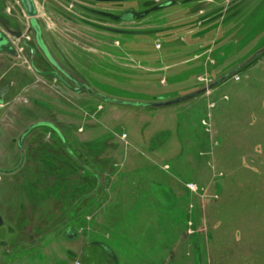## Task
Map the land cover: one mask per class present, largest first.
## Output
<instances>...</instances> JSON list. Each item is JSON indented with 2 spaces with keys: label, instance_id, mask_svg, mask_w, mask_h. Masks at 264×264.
<instances>
[{
  "label": "rangeland",
  "instance_id": "obj_1",
  "mask_svg": "<svg viewBox=\"0 0 264 264\" xmlns=\"http://www.w3.org/2000/svg\"><path fill=\"white\" fill-rule=\"evenodd\" d=\"M36 2L40 9L38 18L45 40L50 49L59 55L62 63L94 88L125 99H149L148 96L152 93L187 92L185 90L190 86H202L206 81L199 80V75L193 79L191 66H204L211 60L221 63L220 58L228 47L231 50L240 49V58L245 59L253 47L258 46L257 42L264 41V4L254 6L258 11L245 16L246 21L238 27V31L243 29L237 35L238 45L233 43V37L227 35L229 30H225L213 33L192 46L179 44L178 48L167 50L168 44L165 45L163 40L160 42L150 36L130 37L101 31L82 22L68 20L61 14L64 11L74 17L88 19L89 16L79 9L80 5L115 14L122 11L120 7L97 4L91 0ZM144 2L145 0L128 1L126 4H134L140 10ZM247 3L246 7H249V11L252 10L251 3ZM9 5L14 14L19 13L22 23H27L26 18L20 16L22 6H17L19 3ZM180 5L167 11L154 12L141 22L101 24L119 29L162 28L186 18L188 6L184 3ZM224 35H227L226 40L231 45H227L222 52L216 44L212 49L215 50L213 57L209 56L211 52L186 57L214 41L218 42ZM160 43L163 45L161 48ZM197 57L202 60L192 64ZM234 63L231 61L208 69L209 80L222 74ZM36 65L39 66L40 61ZM23 69L28 71V77L34 78H31L32 81L22 92L8 97L0 111V165L12 168L21 163L16 143L21 133L36 121L51 119L65 133L72 135L71 144L75 141L80 144L90 141L86 144L85 151L88 156L93 158V162H106L100 163L104 166L103 175L107 173L103 176V185L110 188L118 179L119 187L116 190L120 189V192L117 196L111 195L108 204L105 202L106 206L100 207V210L97 206L98 211L90 222L92 234L83 233L76 239H69V227L89 223L83 216L89 209L87 206L82 207L77 215L76 212L86 202H93L91 196L86 197L85 183L95 175L82 172L76 177L71 175L70 179H56L52 185L42 181L36 187L25 177L17 188L7 187L11 178L4 176L3 181H0V212L5 215V223L0 227V264H76L78 261L80 264H114L109 251L97 243L112 249L118 257V264H226L224 261L229 254L226 250L220 257L216 254L210 259L207 257V249L209 251L213 241L208 236L210 232L215 234L220 228H223L222 231H233L228 224L218 226L217 221L223 219H220L223 193L218 200L208 199L198 203V222L205 244L200 234H187L188 220H196L197 210L193 215L188 211L189 204L195 201V197L186 189L185 183L195 179L205 185L215 183V186L220 187L222 180L214 179L212 183V172L205 168L201 158H196L191 137L194 134L202 136L201 119L207 117L209 104L233 107L235 104H242L235 101L237 97L246 98L243 102H247L250 107L262 103L258 97V101H251V88L252 85H261L257 78L264 83V55L210 93L171 108L168 112L158 111L156 117L151 116L152 113L146 109L107 104L86 93L66 91L51 80L30 74L27 66H23ZM21 70L12 69L6 75L7 79L14 76L22 78L25 74H21ZM181 74L183 76L180 77ZM223 97H229V100L222 101ZM259 119L260 117L254 116V123L257 124ZM224 125L220 121L216 125L214 123L212 135L221 137L222 140L223 150H219L216 163L227 173L225 182L229 184L226 186L225 197L229 193L233 196L234 191L231 189L238 187L237 184L232 185L236 177L239 181L247 179L258 182L257 174L260 173L264 187V143L258 150V155L254 149V153L251 149L245 152L242 141L238 140L237 144L244 156L233 159L228 151L236 145L238 136H233L224 146L226 143L223 141L227 139L224 135L227 127ZM237 129V126L232 128ZM124 131L128 135L126 141L122 137ZM30 138L31 136L26 141L28 146ZM32 147L35 148V142ZM31 155L33 157L25 162V167L29 166L30 170L42 161L35 153ZM125 158L128 162L122 176L119 172L121 165L117 168L119 170L114 167L115 163ZM165 164H169V170L164 169ZM60 167H64L63 164ZM118 175L121 176L118 178ZM0 177L3 176L0 174ZM15 181L13 178V182ZM74 190L76 191L73 192ZM73 193L76 199L72 201ZM101 193L99 199L104 201V193ZM263 194L264 191L261 197ZM72 202L77 204L75 210ZM79 214L82 217L79 218ZM245 215V218H240V224H246V235L253 239V236L262 231H258L255 223L253 229L249 230L247 222L250 216ZM243 260L238 258L236 264L247 262Z\"/></svg>",
  "mask_w": 264,
  "mask_h": 264
},
{
  "label": "water",
  "instance_id": "obj_2",
  "mask_svg": "<svg viewBox=\"0 0 264 264\" xmlns=\"http://www.w3.org/2000/svg\"><path fill=\"white\" fill-rule=\"evenodd\" d=\"M18 1H20L19 6H22V9H20V16H22L23 19L26 18L27 23H22L23 21L19 18V13L18 14L13 13L12 10L13 8L9 4L11 3L13 5L14 4L17 5L14 0H0V56H2L3 54L9 55L15 61L17 60L20 63H22L23 66H27L29 72L33 73L34 71L38 76H42V77L57 76L60 79V81L63 83V85H65L68 89H70L76 94L86 93L107 104L132 107L141 110L146 109L147 111L152 113L151 116H155L157 114L156 112L158 111L161 110L168 111L171 108H177L178 106H181L185 103L195 100L204 94L210 93L215 88L219 87L226 81L235 77L239 72L248 68L250 65H252L255 61H257L260 57L264 55L263 40H260L259 42L256 43V45L258 46H254L253 50L249 53L248 57L245 59L240 58V55L242 53L240 49L231 50L229 47L227 49L225 48L227 45L229 46L231 45L226 40L227 35H229L230 38L233 37L234 38L233 43H235V45H238L237 35L243 30L242 29L238 31V27H241V23L246 21L245 16L248 17L250 15L255 14L258 11V9H255L254 6L256 5L260 6L264 4L262 3L264 0H145V2L142 4L143 8L140 10H138V8L134 4L132 5H129L128 3L126 4V2L128 1L137 2L139 0H91L97 4L102 3L112 7H118V8L120 7L122 11L115 14V13L105 12L80 5L79 9L89 16L88 19L74 17L64 11H62V13L60 12L68 20L71 21L76 20L101 31L111 32L119 35H128L130 37L140 36L141 38H146L150 36L153 37V39H157L160 42L161 40H163L165 41L164 43L165 45L168 44L166 45L167 50L178 48L179 44L192 46L194 44L204 41L208 36H210L213 33L218 34L221 31L229 30L227 35L223 36L224 37L223 39H220L218 42L214 41L212 44H209L206 47H202L201 49L195 51L194 53H190L186 56L190 58L193 55H197L202 52L203 54L204 53L206 54V52H211L209 56L213 57L215 54V50L213 51L212 49L216 44L217 46H220V51L225 48L224 49L225 54L220 58L222 59L221 63L220 62L216 63V61L211 60V61H207L204 66H199V67L191 66L192 70L190 71L192 73L191 75L193 79L196 77V75H199L198 77L199 80L202 79L204 82L206 81L205 84H203L202 86L200 85L190 86L185 90L187 92L152 93L148 96L149 99L131 100V99L120 98L115 95L105 93L102 89L94 88L86 80L82 79L81 77H78L74 72L69 70L62 63V60L60 59L59 55L56 54L52 49H50L48 43L45 40L44 30L40 22V19L38 18L40 11L36 0H18ZM247 1L251 3L250 5H252L253 8L250 11H249V7H246V4H248ZM119 2L121 5H118ZM181 3L187 4L186 6H188V9L185 13L186 18L182 22H179L174 25H170L162 28H153V29H119L101 24L103 22H111L118 24L125 21L141 22L148 16L152 15V13L154 12L158 13L162 11H167L169 9H173L175 7L181 6L180 5ZM33 38L36 42L38 49L44 54L45 59L50 63V65L56 72L43 71L36 66L35 59L37 57V49H36L37 47H35L32 44ZM230 43L232 42L230 41ZM160 44L159 47L161 48L163 45L162 43ZM29 53L31 54L30 59H29ZM200 60L202 59L200 57H197V59L192 61V64ZM231 61L235 63L231 65L229 68L225 69V71L219 76L209 80L208 72H207L208 69H213L219 66V64L220 65L221 64L223 65L224 63L229 64V62ZM179 76L181 77L183 75L181 74ZM169 80L171 81V79ZM11 93L12 90L10 85L7 84L6 86L1 88L0 111L2 110L3 106L5 105ZM223 99L228 101L229 97H223L222 101H224ZM260 100L262 101L261 104L264 105V98ZM217 104L218 103L209 104L207 117L201 119V127L203 129V132H202V136L200 135L195 136L197 137L199 142H197L198 144L196 143V147H195L196 149L194 151L196 152V158L197 159L201 158L200 160L204 162L205 168H207L210 172H212V177H211L212 183L214 182V179H219V180L222 179L220 183L221 185L220 187L215 186V183H213V185L210 184L205 185L198 182L195 179L191 181H187L185 183L186 189L195 197V201L193 200L190 202L188 211L191 215H193L197 210L196 220L195 221L191 219L188 220L187 234L188 235L193 234L192 233L193 231L191 229L192 224H190V221H194L195 224L197 223L196 235L200 234L201 236H203L202 234L203 232L200 231V227H199L200 223L198 222L200 219L199 210L197 207L198 203H200V201L202 202L208 201V199L218 200L220 199L223 193L224 197H222L220 201L221 204L220 208L222 209V212L220 213L221 216L220 219L222 217L223 219L221 220L219 219L220 221H217L219 223L218 226L221 227L223 225L224 227L225 224H228L230 225V229L233 228V232H236L237 238H236V242L234 243L232 240L233 243L231 242L230 245L233 246L234 244L235 247L237 248V251L238 252L240 251V254L235 253L228 256L231 259V261H229V264H232L233 261L237 262L238 258H243L244 259L243 261L248 262V263L246 262L245 264H264V232H263L264 194L261 197L262 191H264V187H263V181L261 180L262 175L260 173L257 174L258 182L247 179L239 181V178L236 177L235 178L236 181L233 182L232 185L237 184L238 187L236 189L234 188L231 189V191H234L233 196L230 195L229 193V195L225 197V193L227 191L226 186H228L229 184L225 182L227 181L228 178L227 173L225 169L218 167L216 163L217 159L219 158V150L222 149L221 147L222 140L221 137L218 136L214 137L212 135V132L214 131V122H213V114L211 111L219 106V105L217 106ZM164 116H168V115L165 114ZM40 126L52 127L58 133L61 134V132L57 129L55 125L46 121H39L37 123L30 125L22 133V135L18 140V146L22 151V162L18 165L16 169H14V171L19 169L24 162L23 152H24V140L26 136L33 129L38 128ZM238 128L239 129H237L235 133H240V130L243 129V127H241V129L240 127ZM227 129L224 133V135L227 136V139H225L226 141L225 140L223 141L224 144L226 143L224 146H226L229 143L228 138L233 133V131H227ZM123 133H122L123 134L122 137L124 138V141H126L125 138H128V135L125 131ZM262 136L264 137V129ZM62 138L67 146L66 139L64 137ZM242 143H243L242 149L244 150V142ZM262 143H264V138L263 140H257V141L254 140L252 142L251 150L253 151L254 149L259 155L258 150L262 147ZM198 145L200 146L198 147ZM234 149L235 150L229 148L228 151V154L232 156L233 159L234 157H238L239 159V157L244 156L242 155L241 147L239 145L236 144L234 146ZM99 162L106 163L101 161ZM127 162L128 161L125 158L123 160H120V162L115 163V165H126ZM164 169L169 170L170 169L169 164H165ZM197 178L199 179V177ZM192 185L195 187L191 188ZM235 196L238 197L235 198ZM245 214H248L250 216V220L247 222L249 226V230L250 228L253 229L255 223L256 226H258V231L259 230L262 231L261 233L253 236L254 240L250 236L247 237L245 232V230L247 229L246 224H240L242 219L245 218L246 216ZM237 222H239L241 226H239ZM231 225L233 227H231ZM242 225H245V227L243 228ZM222 229L223 228H220L219 231H221ZM249 230L248 233L252 234ZM67 232L70 236L69 239L78 238V232L74 230V228L69 227L67 229ZM217 233L214 234V232L211 231L210 235H208L210 236L211 240H213L209 246L211 247L209 251L207 249L208 252L207 257L209 259L213 254L219 255L220 257V254L217 251V246L219 244L218 243L219 239L221 241L223 239L218 238ZM202 238H203L202 242L204 243L205 242L204 236ZM245 244L251 246L250 253L249 254L247 253L246 255L241 254V251L244 249V248L241 249V247ZM97 245L103 247L105 250H108L109 256L113 260V263L118 264V257L116 253L112 251V249H109L106 245L101 243H97ZM205 248L207 247L205 246ZM246 257L248 258V260H246Z\"/></svg>",
  "mask_w": 264,
  "mask_h": 264
},
{
  "label": "flooded vegetation",
  "instance_id": "obj_3",
  "mask_svg": "<svg viewBox=\"0 0 264 264\" xmlns=\"http://www.w3.org/2000/svg\"><path fill=\"white\" fill-rule=\"evenodd\" d=\"M32 44L35 47H37L34 38L32 39ZM36 49H37V57L35 59V64H36V62L40 61V65L39 66L36 65V66L39 67L43 71L56 72L52 68L50 63L45 59L44 54L38 49V47ZM30 57H31V54L29 53V59H30ZM41 65H42V67H41ZM12 69H22L21 74H25V76H23L22 78H20L19 76H14V77L7 79L6 75ZM23 70H24L23 65L19 61H17V60L15 61L12 57H10L9 55H6V54H3L2 56H0V90L2 87L6 86L8 84L11 86V90H12L11 95L16 93V92H22L23 89L25 87H27L29 85V83L32 81V79L34 78L32 76L28 77V71H23ZM2 72H3V74H2ZM33 73H35V72L33 71ZM35 75H37V74L35 73ZM40 77H42V76H40ZM43 78H45L47 80H51V81L55 82V84H58V86L63 87L66 91L74 93L73 91L68 89L65 85H63V83L60 81V79L57 76H45ZM6 103H7V101H6ZM39 121H46V122H49V123L55 125L57 127V129L61 132V134L49 126H40L38 128L33 129L26 136V138L24 140V152H23L24 153V162H23L22 166L19 169H17L16 171H14V169H16L20 163L17 166L12 167V168L11 167L8 168V167H4V166L0 165V174H1V176H3V177H0V181H3L4 176H9L11 178V181L9 184H7L8 185L7 187L13 188L16 186L15 188H17L19 185H21L23 178L26 177L36 187V186H40L42 181H46V182H48V184L52 185L56 179L57 180H59V179L60 180L61 179L62 180L70 179L71 175H72V177L73 176L76 177V176L81 175L82 172H85V173L89 172L90 174L95 175V177L93 179H90V178L88 180L86 179L87 182L85 183L86 184V187H85L86 197L91 196V199L93 200V202H91V201L86 202L76 212V215H77L82 210V207L84 208L87 206V209L89 208L90 210L88 209V211L86 213H84L85 215L83 214V216L85 217V220L89 223L86 225L79 226V227H76V225H74V227L72 226V228H74V230H76L78 232V237L80 234H83V233H85L86 235L92 234V227L90 226V222L92 220H94L93 215L95 213H97V211L100 207L103 208L104 206H106L108 204V201H110V198L113 195L117 196L118 192H120V189H119V191L116 190L117 187H119L117 185L118 179L116 180V182H114V184L111 185L110 188H107L105 185H103V176H106V174H107V173H105V175H103L102 171L104 169V166L100 165V162H98V160H94V162H93V158L91 156H88V154L85 152L86 146H87L86 144L89 143L90 141L87 143H84V144H80L78 141H75L74 144H71L70 138H72V135L65 133L64 130H62L58 126V123H56L55 120L49 119V120H39ZM39 121H36L35 123H37ZM22 133H21V135H22ZM20 136H19V138H20ZM29 136H31V138L29 139L30 144L28 146V143H26V141L28 140ZM62 137H64L66 139L67 146L64 143V140ZM19 138H18V140H19ZM18 140L16 143H17V147H18L19 152H20V157L22 159V151L20 150V147L18 146ZM34 142H35V148L32 147L34 145ZM76 145H77V147H76ZM31 153H35L37 155V158L39 160L41 159L42 161L40 160L41 163L34 166L30 170L29 166L25 167V162L28 158L30 159L33 157L31 155ZM39 157H41V158H39ZM72 161H75L76 163H74ZM61 164H63L64 167H60ZM121 166H120L119 172L123 176V172L126 169V165H121ZM114 168H116V169L119 168V165H115ZM117 170H119V169H117ZM12 171H14V172H12ZM12 176H14V177H12ZM120 176L121 175H118V178ZM13 178L16 179L15 182H13ZM75 191L76 190H74L73 192H75ZM101 191L104 193V196H103V197H105L104 201L103 200L100 201V199H99L100 196H102ZM99 192L101 194L98 197H96L97 194H99ZM77 195L79 196V194H77ZM71 199H72V201H73V199L74 200L76 199V196L74 195V193L71 194ZM105 202H106V205L104 204ZM72 205H74L73 202H72ZM76 206H77V204L73 206L74 210L76 209ZM97 206H98V209H97ZM80 214H79V218L82 217V215H80ZM97 221L99 222V220H97ZM4 223H5V215L0 212V227L3 226ZM190 224H192L191 229L193 231L192 232L193 234L190 236H193L197 233V230H196L197 223L194 225V221H190ZM87 256L91 257V255H87ZM76 264H80V262L78 261V262H76Z\"/></svg>",
  "mask_w": 264,
  "mask_h": 264
},
{
  "label": "crops",
  "instance_id": "obj_4",
  "mask_svg": "<svg viewBox=\"0 0 264 264\" xmlns=\"http://www.w3.org/2000/svg\"><path fill=\"white\" fill-rule=\"evenodd\" d=\"M258 83H260L261 85L256 86V85H252L253 90H251V101H256L257 97L258 100L263 99L264 98V83L260 80L259 78H257ZM245 93V92H244ZM256 94V96H254ZM243 100L245 101L246 98H241V97H237L235 98V101H240L242 104H235L233 107L229 106L228 108L226 107H222V106H218L214 109V112H212L213 114V121L216 125V123H218L219 121L224 125L225 123V127L228 128V131H233L234 134H231L229 136V142L231 141L233 136H238V138L235 140V143L237 144L238 140H241L242 142H244V150L245 151H250L251 147H252V142L255 140H263L262 139V135H263V126H264V105L263 104H258L256 103V105L250 107L247 102H243ZM248 100V98H247ZM257 100V101H258ZM209 110V109H208ZM257 110V111H255ZM166 112V111H164ZM168 112V111H167ZM208 113V112H207ZM254 113L255 116L260 117L259 121H256L257 124L254 123ZM156 114V113H155ZM165 115V114H162ZM157 116V114L155 115ZM229 119L228 121L226 119ZM243 127V133H235L236 130H232L233 127ZM259 126V129L258 127ZM256 132V133H254ZM192 140V145L196 147V143L199 142V140L197 139V137H195V135H192L191 137ZM206 141V140H205ZM198 144V143H197ZM239 145V144H237ZM233 146V145H232ZM240 146V145H239ZM199 147V145H198ZM201 148V147H200ZM199 148V149H200ZM196 149V148H194ZM232 150H235L234 147L232 148ZM224 232H226L224 234ZM217 237L223 239L222 241L219 239V244L217 246V251L218 248H220L219 254H223L224 250H226L229 254H235L238 253L240 254V251H237V248L235 247V245L233 244V246L230 245V243L236 242V238H237V234L236 232L233 231H218L217 233ZM232 242V243H233ZM229 244V245H228ZM244 248V249H243ZM251 246L249 245H243L241 247V249H243L241 251V254H249L250 253V249ZM226 259V258H225ZM229 261H231L230 257H228L226 259V261H224L226 264H229ZM237 262L233 261V264H236Z\"/></svg>",
  "mask_w": 264,
  "mask_h": 264
},
{
  "label": "bare ground",
  "instance_id": "obj_5",
  "mask_svg": "<svg viewBox=\"0 0 264 264\" xmlns=\"http://www.w3.org/2000/svg\"><path fill=\"white\" fill-rule=\"evenodd\" d=\"M14 1H15V2L17 1L18 3H20V1H18V0H14ZM17 2H16V3H17ZM18 3H17V4H18ZM118 5H121L120 2L118 3ZM18 6H19V5H18ZM39 10H40V9H39Z\"/></svg>",
  "mask_w": 264,
  "mask_h": 264
},
{
  "label": "built area",
  "instance_id": "obj_6",
  "mask_svg": "<svg viewBox=\"0 0 264 264\" xmlns=\"http://www.w3.org/2000/svg\"><path fill=\"white\" fill-rule=\"evenodd\" d=\"M194 187H195V186H193V185L191 186V188H194Z\"/></svg>",
  "mask_w": 264,
  "mask_h": 264
}]
</instances>
